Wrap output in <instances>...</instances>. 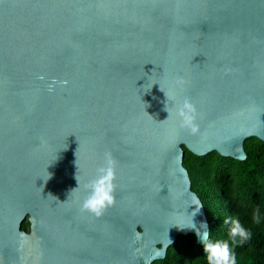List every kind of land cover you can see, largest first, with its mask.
Instances as JSON below:
<instances>
[{"label": "water", "instance_id": "1", "mask_svg": "<svg viewBox=\"0 0 264 264\" xmlns=\"http://www.w3.org/2000/svg\"><path fill=\"white\" fill-rule=\"evenodd\" d=\"M252 138L264 0H0V264H155L180 236L202 246L180 228L209 227L184 149L244 161ZM106 154L115 203L96 217L79 204Z\"/></svg>", "mask_w": 264, "mask_h": 264}, {"label": "trees", "instance_id": "2", "mask_svg": "<svg viewBox=\"0 0 264 264\" xmlns=\"http://www.w3.org/2000/svg\"><path fill=\"white\" fill-rule=\"evenodd\" d=\"M183 164L191 189L201 200L213 238H226L225 216H238L250 227L252 239L237 245V264H264V221L251 222L253 208L264 211V143L256 138L244 145L246 159L237 161L216 152L198 157L184 149ZM25 222L23 229H28ZM155 264H205L202 246L194 235L180 236L165 258Z\"/></svg>", "mask_w": 264, "mask_h": 264}, {"label": "clouds", "instance_id": "3", "mask_svg": "<svg viewBox=\"0 0 264 264\" xmlns=\"http://www.w3.org/2000/svg\"><path fill=\"white\" fill-rule=\"evenodd\" d=\"M176 114L180 118L181 127H188L193 132L197 130L194 123L195 108L187 97L183 98L177 105ZM114 178V161L110 154H106V163L99 167L95 177L84 185L87 195L79 204L80 210L100 217L107 208L113 206L115 203ZM193 217L194 215L191 217L189 225L180 228L195 230L196 236L202 244L205 264H237L235 247L244 245L252 239V229L242 223L238 216H225L223 225L227 228L226 238H213L207 221L200 222L199 227H197ZM262 221H264V211L257 206L251 212V222L254 225H259Z\"/></svg>", "mask_w": 264, "mask_h": 264}]
</instances>
